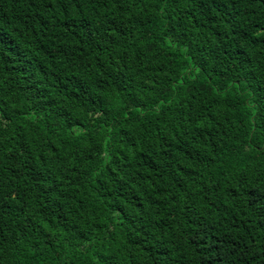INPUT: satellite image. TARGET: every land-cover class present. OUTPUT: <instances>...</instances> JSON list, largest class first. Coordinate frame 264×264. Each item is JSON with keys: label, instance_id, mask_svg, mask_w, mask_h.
Listing matches in <instances>:
<instances>
[{"label": "trees", "instance_id": "1", "mask_svg": "<svg viewBox=\"0 0 264 264\" xmlns=\"http://www.w3.org/2000/svg\"><path fill=\"white\" fill-rule=\"evenodd\" d=\"M0 264H264V0H0Z\"/></svg>", "mask_w": 264, "mask_h": 264}]
</instances>
